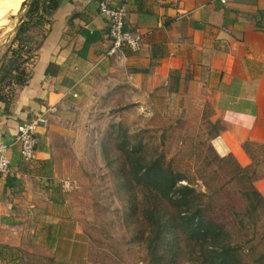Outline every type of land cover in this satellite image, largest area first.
Masks as SVG:
<instances>
[{
	"label": "crops",
	"instance_id": "0c3cea01",
	"mask_svg": "<svg viewBox=\"0 0 264 264\" xmlns=\"http://www.w3.org/2000/svg\"><path fill=\"white\" fill-rule=\"evenodd\" d=\"M100 1L58 0L40 23L30 22L39 37L25 83L0 100V142L11 159V171L0 173V264H43L39 254L63 257L80 247L61 156L71 153L73 124L94 119L97 106H152L162 97L198 105L201 114L207 108L221 123L216 152L243 168L253 163L251 146L264 144V0H105L125 5L126 28L142 36L140 50L113 55ZM43 113L49 122L37 128L35 157L26 161L18 126ZM256 182L264 194V176ZM71 254L53 264H71Z\"/></svg>",
	"mask_w": 264,
	"mask_h": 264
},
{
	"label": "rangeland",
	"instance_id": "374dc122",
	"mask_svg": "<svg viewBox=\"0 0 264 264\" xmlns=\"http://www.w3.org/2000/svg\"><path fill=\"white\" fill-rule=\"evenodd\" d=\"M22 1L8 0L0 11V91L5 94L16 85L10 71L28 67L39 37L32 30L16 39L26 12H18ZM166 101L161 97L156 105L142 107L115 101L93 108L91 121L73 124L76 136L65 142L71 153L61 156L60 174L81 245L63 257L59 251L39 254V261L53 264L55 255L66 260L71 254V264H206L201 235L181 227L183 210L192 204L224 224L227 235L221 239L236 247L241 261L264 264V206L252 209L245 195L250 191L264 199L256 182L264 176V144L249 149V168L238 167L231 156L216 152L212 139L221 123L208 118L207 108L201 114L198 105ZM156 172L166 174L164 180L174 187L188 184L195 193L170 200L145 182Z\"/></svg>",
	"mask_w": 264,
	"mask_h": 264
},
{
	"label": "trees",
	"instance_id": "16d2710c",
	"mask_svg": "<svg viewBox=\"0 0 264 264\" xmlns=\"http://www.w3.org/2000/svg\"><path fill=\"white\" fill-rule=\"evenodd\" d=\"M25 6L27 7L24 16L25 18L22 20V23L18 29L19 31L16 34V39L19 40L24 37V34L28 33V29L31 26L30 22L33 21L34 23L32 24L40 23L45 14L47 15L51 9L58 6V0H27L25 2ZM14 68L15 69L10 72L15 80V83L24 84L25 77L27 75L26 69L22 68L20 65H16ZM10 94H5L0 91V100L8 99ZM251 155L253 158L252 152ZM236 164L238 167L240 166L237 161ZM249 167L250 166L246 168ZM166 177V174L156 172L152 175V177L148 175V177L144 180L146 183L154 185L164 196H167L170 200L173 198V200L182 201L186 198H189L191 193H195L194 188L188 184H182L179 187H174V185L171 184L169 180H164ZM245 195L251 201V207H253L252 209L264 206V202H261L264 199H260L261 201H259L253 197L250 191H247ZM183 211L186 212V214H184V216L180 215V217L183 216L181 227L184 231L190 233L191 235H201V251L206 264H248L247 262L241 261L239 259V255L236 253V247L232 245L231 242L221 239L227 235V232L223 227V223L215 221L212 217L204 215L205 212L202 215L201 209L196 206H192V204L190 205L189 209H184ZM156 219L157 222H159L160 218L156 217ZM210 233L212 235V239H210Z\"/></svg>",
	"mask_w": 264,
	"mask_h": 264
},
{
	"label": "built area",
	"instance_id": "2783aa9c",
	"mask_svg": "<svg viewBox=\"0 0 264 264\" xmlns=\"http://www.w3.org/2000/svg\"><path fill=\"white\" fill-rule=\"evenodd\" d=\"M227 0H222L226 2ZM101 13L109 21V36L112 46L109 54L117 53L122 47H130L133 51H138L142 46L141 33L131 31L125 26L127 8L125 5L112 6L107 1L101 0L99 3ZM55 107H49V111H55ZM49 119L46 113L36 115L29 121L18 126L16 140L20 142V154L22 159L30 161L35 157L37 145V128L40 125H47ZM11 171V159L7 154V145L0 142V173L8 174Z\"/></svg>",
	"mask_w": 264,
	"mask_h": 264
},
{
	"label": "bare ground",
	"instance_id": "6f19581e",
	"mask_svg": "<svg viewBox=\"0 0 264 264\" xmlns=\"http://www.w3.org/2000/svg\"><path fill=\"white\" fill-rule=\"evenodd\" d=\"M7 6H8V0H0V11L5 10L7 8Z\"/></svg>",
	"mask_w": 264,
	"mask_h": 264
},
{
	"label": "water",
	"instance_id": "95a60500",
	"mask_svg": "<svg viewBox=\"0 0 264 264\" xmlns=\"http://www.w3.org/2000/svg\"><path fill=\"white\" fill-rule=\"evenodd\" d=\"M25 2H26V0L22 1L21 5H20V7H19L18 12H21V11L24 9ZM13 16H15V14H13Z\"/></svg>",
	"mask_w": 264,
	"mask_h": 264
}]
</instances>
